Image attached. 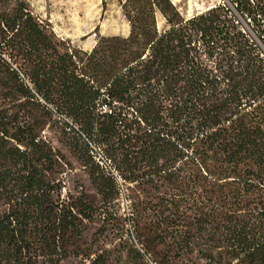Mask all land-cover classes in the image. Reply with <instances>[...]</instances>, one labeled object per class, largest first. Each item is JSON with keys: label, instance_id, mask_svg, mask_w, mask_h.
<instances>
[{"label": "trees", "instance_id": "trees-1", "mask_svg": "<svg viewBox=\"0 0 264 264\" xmlns=\"http://www.w3.org/2000/svg\"><path fill=\"white\" fill-rule=\"evenodd\" d=\"M9 1L0 0V55L21 61L29 79L15 73L47 111L92 128L98 118V152L134 183L129 214L142 251L161 264H264V58L225 2L185 18L170 0H124L129 34L99 36L82 61L22 0L1 10ZM230 1L264 37V0ZM97 98L122 105L97 114ZM10 138L15 145L0 143V264H59L98 207L61 201L42 170L50 148L34 135ZM104 180L103 214L116 192V179Z\"/></svg>", "mask_w": 264, "mask_h": 264}, {"label": "rangeland", "instance_id": "rangeland-1", "mask_svg": "<svg viewBox=\"0 0 264 264\" xmlns=\"http://www.w3.org/2000/svg\"><path fill=\"white\" fill-rule=\"evenodd\" d=\"M17 1L19 0H10L2 5L1 10L12 12ZM22 1L26 10L33 15L45 32L62 43L59 47L73 52L77 59L82 61L85 54L97 44L99 36H126L130 31L121 7L124 0ZM222 1L230 9L238 25L245 29V33L257 45L259 53L264 58L263 33L232 1L170 0L185 18ZM155 21L158 30L166 27L165 18L158 10L155 12ZM15 67L29 79L19 59L8 53L0 55V143L3 145L1 139L4 138L15 145L16 141L10 137L22 139L27 135H34L35 141L46 149L50 148L54 154L52 159L41 163L47 180L57 183L60 187V200L82 197L98 207L92 219L79 220L83 231L79 235H70L67 256L59 264H161L154 260L151 253H144L143 246L137 241L129 214L134 183L114 180L116 192L112 204L105 214L100 209L102 202L99 189L105 190V187H108L107 181L104 180L106 176L115 177L110 170L109 162L103 160V155L98 152V146L103 149V146L98 144V118L95 121L97 125L92 128L87 124L83 126L84 122L79 115L68 116L63 109H57L52 101L49 103L51 106L55 105L57 112L51 108L50 112L47 111L35 101V91L32 88L30 92L25 90L27 84L25 85L15 73ZM123 103L122 105L107 99L98 101L97 98L94 110L97 114L98 110L109 113L110 109L118 111L117 107L122 105L120 106L122 113L127 114L130 119L132 108L127 106L129 99L125 97ZM84 137L94 142L95 149ZM97 158L103 165L99 164ZM1 163L3 160L0 156V166ZM148 187L149 185L145 186L146 189ZM196 261L199 262L197 259ZM41 264L46 262L41 261Z\"/></svg>", "mask_w": 264, "mask_h": 264}, {"label": "built area", "instance_id": "built-area-1", "mask_svg": "<svg viewBox=\"0 0 264 264\" xmlns=\"http://www.w3.org/2000/svg\"><path fill=\"white\" fill-rule=\"evenodd\" d=\"M90 146H91V144H90ZM91 147H92L93 149H95V147H93V146H91ZM102 158H103V157H102ZM103 160H105V159L103 158ZM97 161L99 162V164L103 165V162L100 161V160H98V158H97ZM109 167H110V166H109ZM110 170H111L112 174L114 175L116 181H120V179H119V177L117 176V174L115 173V171L112 170L111 168H110Z\"/></svg>", "mask_w": 264, "mask_h": 264}]
</instances>
